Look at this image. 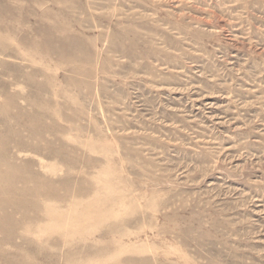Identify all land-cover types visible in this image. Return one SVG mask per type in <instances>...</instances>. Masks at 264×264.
Instances as JSON below:
<instances>
[{
  "label": "rangeland",
  "instance_id": "1",
  "mask_svg": "<svg viewBox=\"0 0 264 264\" xmlns=\"http://www.w3.org/2000/svg\"><path fill=\"white\" fill-rule=\"evenodd\" d=\"M0 264H264V0H0Z\"/></svg>",
  "mask_w": 264,
  "mask_h": 264
}]
</instances>
